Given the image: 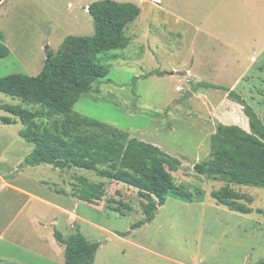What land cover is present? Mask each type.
I'll use <instances>...</instances> for the list:
<instances>
[{
    "label": "rangeland",
    "instance_id": "rangeland-1",
    "mask_svg": "<svg viewBox=\"0 0 264 264\" xmlns=\"http://www.w3.org/2000/svg\"><path fill=\"white\" fill-rule=\"evenodd\" d=\"M97 1L104 0L2 2L0 44L8 53L0 59V78L34 77L46 51L56 53L69 36H92L87 7ZM111 1L135 4L140 14L125 28V47L98 56L107 76L95 81L70 116H47L32 127L59 132L77 147L130 139L152 144L179 162L175 166L167 159L166 170L175 186L193 198L167 195L152 222L131 230L142 219L136 190L72 168L40 165L18 175L24 150L0 146V176L12 177L3 182L8 187L0 183V264H40L33 242L38 222L51 223L64 238L76 230L102 245L95 264L103 258L105 264H256L264 259V188L229 185L238 204L249 210L232 212L210 197L225 183L196 175L192 167L210 159V138L219 124L249 132L241 107L228 93L201 84L235 92L264 125V0ZM187 91L192 96L177 103ZM19 103L0 94V105ZM3 117L15 123L0 127L24 129L17 118L0 111ZM77 119L95 125L70 124ZM22 144L32 151L33 146ZM92 188L101 191L100 200L82 202L93 197ZM55 207L77 220L71 214L66 221ZM114 232L126 235L113 239L108 233Z\"/></svg>",
    "mask_w": 264,
    "mask_h": 264
},
{
    "label": "trees",
    "instance_id": "trees-1",
    "mask_svg": "<svg viewBox=\"0 0 264 264\" xmlns=\"http://www.w3.org/2000/svg\"><path fill=\"white\" fill-rule=\"evenodd\" d=\"M3 1L0 0V4ZM87 12L93 23L92 36H69L56 53L46 51L45 64L34 77L11 74L0 78V94L17 99L21 104L0 105V111L19 120L24 127L19 131V137L33 146L19 170L40 165L60 171L72 168L91 172L101 180L136 190L137 197L142 201V219L131 226V230H134L154 219L167 195L191 200L192 194L176 187L165 167L167 159L175 166H179V162L167 158L152 144L135 139L125 144L96 142L77 147L72 146L59 132L32 127L35 120L47 116H70L73 106L83 95L92 91L95 81L107 76L108 69L99 62L98 56L125 47L128 42L125 28L138 18L140 9L132 3L104 0L90 4ZM7 53L6 47L0 44V59L5 58ZM201 87L228 93V97L241 107L249 132L238 126L219 124L210 138V159L194 164L192 171L209 180L225 183L222 188L210 193L217 204L232 212L248 214L249 210L238 204L239 196L229 185L264 188V125L235 92L213 85L201 84ZM27 106L39 109L31 111ZM0 123L12 125L15 122L3 117ZM70 124L95 125L85 119L72 120ZM100 193L97 188H92L93 197H85L82 202H97L102 196ZM115 212L124 216L120 210ZM115 235L124 237L126 234ZM53 237L57 244L64 247V264H92L99 244L88 241L76 230L64 238L54 229ZM256 264H264V259Z\"/></svg>",
    "mask_w": 264,
    "mask_h": 264
},
{
    "label": "crops",
    "instance_id": "crops-1",
    "mask_svg": "<svg viewBox=\"0 0 264 264\" xmlns=\"http://www.w3.org/2000/svg\"><path fill=\"white\" fill-rule=\"evenodd\" d=\"M6 1V0H4ZM3 1V2H4ZM246 124V122H245ZM5 126H12V125H5ZM249 128V127H248ZM21 129H7V128H3V127H0V146H2L3 148V145L5 146L4 149H12L14 146H18V147H22V149L24 150L23 154L19 157L20 159H18L17 162H19L20 160H22V158H24V160L16 167L17 171L15 172V174H22L25 172V168L24 169H18V167L25 161V159L29 156V154L31 153L30 152V146H27V148H25V146H23V139H21L18 135L19 131ZM248 132V131H246ZM25 142V141H24ZM5 143V144H4ZM26 143V142H25ZM29 143H27L28 145ZM31 145V144H29ZM32 146V145H31ZM1 156L3 157L4 156V151H0V158ZM26 156V157H25ZM38 167V166H36ZM36 167H33V168H36ZM10 178L12 177H1L0 176V183L1 184H4L3 182L5 181H9L11 180ZM5 186L8 187L7 184H4ZM192 198H193V195H192ZM191 198V199H192ZM40 201H42L43 203H45L43 200L40 199ZM166 202V200H165ZM47 204V203H45ZM50 205V204H49ZM165 205V203H164ZM163 205V206H164ZM219 205V204H218ZM163 206H161L160 208H162ZM57 210H59L60 212H62L63 214L66 215V221H67V216L68 215H73L76 220H77V217L76 215H74L73 213H70V212H67L65 210H63L62 208H58V207H55ZM158 208V209H160ZM158 211V210H157ZM237 213V212H236ZM157 214V213H156ZM240 214V213H239ZM244 215V214H243ZM156 216V215H155ZM155 218V217H154ZM154 220V219H153ZM152 220V221H153ZM65 221V222H66ZM151 221V222H152ZM53 225H57L56 223H54ZM147 225V224H146ZM35 227V232H36V237L33 238V242H34V250L36 252V259L40 262V264H64V260H63V253H64V247L57 244L54 239H53V231L54 229H56L55 227H52L51 226V223H42V222H38V224H36ZM81 233V231H79ZM115 233V232H114ZM114 233H108L113 239H119L121 237L115 235ZM83 235V234H82ZM84 236V235H83ZM117 236V237H116ZM86 238V237H85ZM87 239V238H86ZM88 240V239H87ZM102 247V245H100V247L97 249L94 257H93V263L92 264H95V260H96V255L98 253V250ZM140 250H144L143 248H139ZM147 252H149L147 250ZM48 253V254H47ZM58 261H56V260ZM101 261H104V262H101L99 264H105V258H103Z\"/></svg>",
    "mask_w": 264,
    "mask_h": 264
},
{
    "label": "water",
    "instance_id": "water-1",
    "mask_svg": "<svg viewBox=\"0 0 264 264\" xmlns=\"http://www.w3.org/2000/svg\"><path fill=\"white\" fill-rule=\"evenodd\" d=\"M192 96V94L189 92V91H187L178 101H177V103H181L182 101H184V100H186V99H188L189 97H191Z\"/></svg>",
    "mask_w": 264,
    "mask_h": 264
}]
</instances>
